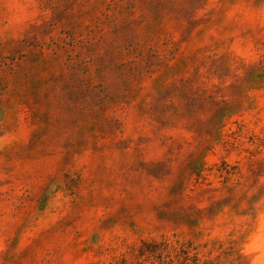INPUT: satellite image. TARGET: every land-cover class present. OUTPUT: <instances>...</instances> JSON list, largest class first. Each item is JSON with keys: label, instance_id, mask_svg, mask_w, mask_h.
<instances>
[{"label": "rangeland", "instance_id": "rangeland-1", "mask_svg": "<svg viewBox=\"0 0 264 264\" xmlns=\"http://www.w3.org/2000/svg\"><path fill=\"white\" fill-rule=\"evenodd\" d=\"M0 264H264V0H0Z\"/></svg>", "mask_w": 264, "mask_h": 264}]
</instances>
